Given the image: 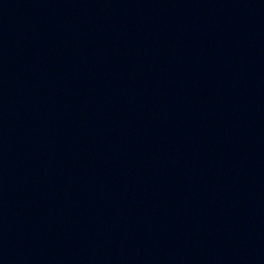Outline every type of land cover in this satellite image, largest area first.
<instances>
[{"label": "water", "instance_id": "water-1", "mask_svg": "<svg viewBox=\"0 0 264 264\" xmlns=\"http://www.w3.org/2000/svg\"><path fill=\"white\" fill-rule=\"evenodd\" d=\"M0 264H264V0H0Z\"/></svg>", "mask_w": 264, "mask_h": 264}]
</instances>
